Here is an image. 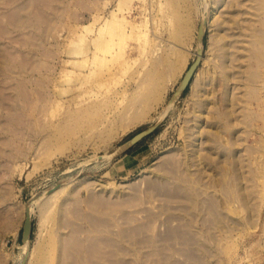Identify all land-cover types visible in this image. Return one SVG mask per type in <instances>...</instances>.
I'll return each instance as SVG.
<instances>
[{
  "label": "rangeland",
  "instance_id": "1",
  "mask_svg": "<svg viewBox=\"0 0 264 264\" xmlns=\"http://www.w3.org/2000/svg\"><path fill=\"white\" fill-rule=\"evenodd\" d=\"M206 1L0 0V27L20 16L13 30L0 28V264H57L60 222L69 234L62 246L78 262L62 251L59 264H264V53L252 54L257 42L264 48V0H215L221 27L205 32L208 59L165 110L195 58ZM212 33H229L232 69L244 79L248 64L257 68L251 113L238 101L243 78L225 108ZM18 61L29 67V100L9 115L7 86L17 84L19 102L27 90ZM163 112L129 150L96 158ZM58 183L65 187L43 216L35 207L30 240L21 241L24 205Z\"/></svg>",
  "mask_w": 264,
  "mask_h": 264
},
{
  "label": "bare ground",
  "instance_id": "2",
  "mask_svg": "<svg viewBox=\"0 0 264 264\" xmlns=\"http://www.w3.org/2000/svg\"><path fill=\"white\" fill-rule=\"evenodd\" d=\"M208 1V2H207ZM206 1V5H205V9H204V12H203V14H202V18H203V20H204V24H205V32H206V30H207V28H209L210 27V24L211 25H215V27H216V29H219L220 27H221V23L219 22V21H216V20H214L213 22H212V19H213V13L215 12V0H211L210 2H209V0H207ZM11 2V1H10ZM25 2V1H24ZM24 3H21V5H23ZM25 5V4H24ZM23 7H25V6H23ZM3 8V7H2ZM11 9V8H10ZM15 9V8H14ZM17 9V8H16ZM13 10V9H12ZM10 11V10H9ZM13 11H15V10H13ZM11 12V11H10ZM3 13V12H2ZM2 13H1V15H2ZM7 13V14H6ZM6 13H4V14H6V15H8L9 16V12L7 11ZM12 13V12H11ZM10 13V14H11ZM17 13H18V11H17ZM17 13H15V14H17ZM20 13V12H19ZM114 13H119V12H117V11H114ZM122 13V12H121ZM3 14V15H4ZM12 14H14V12L12 13ZM12 16H13V18H12ZM23 16V15H22ZM25 16V15H24ZM124 16V15H123ZM122 16V17H123ZM15 17V18H14ZM18 17H20V16H18ZM18 17H16V15H11L10 16V18L8 19V21H6L5 23H4V25L2 26L1 25V27L0 28H4L3 29V32H9V31H11V30H13V28H14V26H16V19L18 18ZM26 17H27V15H26ZM29 18H30V16H29ZM19 19V18H18ZM27 19H28V17H27ZM29 24H30V21H29V23H27V21H26V19H24V27L25 28H27L28 26H29ZM23 27V28H24ZM22 28V29H23ZM251 28V27H250ZM1 29V30H2ZM5 30V31H4ZM147 31H148V28H145V30H142V32H143V34L145 35V36H147ZM197 31H198V27H197ZM28 32V31H27ZM30 32V31H29ZM24 33V32H23ZM26 33V32H25ZM27 34H29V33H27ZM26 34V35H27ZM228 35H229V33H228ZM227 34H224V33H212L211 34V40H212V43H214L216 46V52L214 53V56H213V58L211 59V60H213V62H214V66H216L219 70H220V72L222 73V75H223V79H224V90H223V101H224V103H225V108H227V106H229L231 103H230V101H232V102H236L235 100H233V98L231 99V91H232V93H233V90H232V88H236L237 86H236V84H238V81L239 80H241L243 77V74L240 72V70H237V69H232L233 68V64H234V62H233V60H236V58H235V56L233 55V53L231 52V48H232V46L234 45L233 44V39L230 37V36H228ZM231 36L233 35V34H230ZM29 36V35H28ZM6 37H7V35H6ZM11 37V36H10ZM9 37V38H10ZM13 37V36H12ZM11 37V38H12ZM27 37V36H26ZM8 38V37H7ZM197 38V37H196ZM13 40V39H12ZM250 40V39H249ZM148 41V40H147ZM146 41V42H147ZM237 41V40H236ZM26 42V41H25ZM24 42V43H25ZM249 42V46L248 47H252L253 48V53L252 54H254V57H256L255 59H259L260 58V55H262L263 56V53H264V48H263V45H260V43L259 42H257V44H255L254 42H253V40H252V44H255L256 46L254 47V45H252V46H250L251 45V42L250 41H248ZM30 45V44H29ZM158 48H159V46L158 47H155V55H154V57H153V59H152V64H153V66L154 67H156V66H158L159 65V63H161V61L163 60V58L162 57H160L161 55H160V52H157V50H158ZM248 49V48H247ZM30 51V50H29ZM197 51V50H196ZM9 52V51H8ZM27 51H26V49H25V53H26ZM203 52H204V50H203ZM15 53V52H14ZM196 53V52H195ZM251 53V52H250ZM250 53H249V55H250ZM23 54V53H22ZM251 54V55H252ZM25 55V54H24ZM251 55L249 56L250 58H252L251 57ZM196 56V55H195ZM237 56V55H236ZM20 57H22V55L20 56ZM25 57V56H24ZM24 57H23V59H24ZM17 58V57H16ZM27 58H29V57H25V59H27ZM6 59V58H5ZM10 59H12V58H10ZM14 59V58H13ZM21 59V58H20ZM19 59V60H20ZM208 58H206L203 54H202V56H201V61H200V63L201 62H203L204 60H207ZM22 60V59H21ZM29 60V59H28ZM194 60V59H193ZM11 61V60H10ZM24 61V60H23ZM22 61V62H23ZM25 61H27V60H25ZM4 62V61H3ZM13 62V61H12ZM19 62V61H18ZM21 62V61H20ZM19 62V63H20ZM21 62V63H22ZM250 62V61H249ZM2 63V62H1ZM14 63V62H13ZM12 63V64H13ZM24 64H23V66L19 69V73L18 74H21V75H23L24 76V78L22 79L23 80V82H22V80H21V82L22 83H24L26 86H24V84H22L23 86H24V88L25 87H27L28 86V79L26 78L27 77V75H28V73H29V70H28V66H25V62H23ZM200 63H199V65H200ZM252 63V62H251ZM261 63V62H260ZM8 65V64H7ZM14 65V64H13ZM27 65V64H26ZM30 65V64H29ZM199 65H198V67H199ZM257 65V64H256ZM259 65V64H258ZM4 66H6V63L4 64ZM239 66V65H238ZM14 67H15V65H14ZM28 67V68H27ZM198 67L196 68V70H195V72H194V74H193V76H192V78L196 75V73H197V70H198ZM236 67V66H235ZM248 69H247V74L245 75V89L243 90V92H242V96L240 95V99L241 100H238V101H243V102H245V104L244 105H241V106H243L242 107V109L244 108V110H245V114H247V112L248 113H251L252 112V110H251V107H249V104H251V101L252 100H255V99H257L256 97H257V95H258V87H257V84H256V78H257V76H258V71H257V68L256 67H254V66H252L251 64H248V66H246ZM259 67V66H258ZM13 67H11V66H8V67H6V69L4 68V69H2L1 68V70H3L4 72L3 73H5L6 75H10V73L13 71V69H12ZM151 70V69H150ZM187 70V69H186ZM185 70V71H186ZM243 72V71H242ZM13 73H14V71H13ZM17 73V72H16ZM185 73V72H184ZM184 75V74H183ZM5 77V76H4ZM29 77V76H28ZM26 78V79H25ZM192 78L190 79V82H189V84L191 83V80H192ZM17 79V78H16ZM20 79V78H19ZM231 79H233V81L235 80V82H233L234 83V85H230L229 84V80H231ZM1 80V79H0ZM181 80V79H180ZM20 82V83H21ZM2 83H3V81H2ZM179 83V82H178ZM189 84H188V86H189ZM241 84V83H240ZM243 84V83H242ZM21 85V84H20ZM21 85V86H22ZM7 88H10V90H9V93H10V96H7L6 98H7V100H6V104L7 105H5V106H7V110H5L6 111V113L7 114H9V115H11V114H13V113H15L16 111H17V109H21V110H24L25 109V106H26V101H28L29 100V98L27 99V97H26V93L28 94L29 93V90H28V87L26 88L27 90V92L25 91V96H24V98H25V100L24 99H22V102H19L18 100L19 99H17L18 97H16V92H17V84L15 83V85L13 84V85H8L7 86ZM23 89V88H22ZM25 90V89H24ZM21 91V90H20ZM23 91V90H22ZM41 91V90H40ZM24 92V91H23ZM39 92V91H38ZM37 92V93H38ZM6 93V92H5ZM42 93V92H41ZM40 93V94H41ZM235 93V92H234ZM6 95V94H5ZM43 95V94H42ZM40 97V96H39ZM43 97V96H42ZM45 98V97H44ZM235 98H236V95H235ZM43 99V98H42ZM239 99V98H238ZM31 100V99H30ZM38 101H40V100H38ZM209 102V101H208ZM229 102V103H228ZM206 103V102H205ZM29 104V103H28ZM28 104H27V106H28ZM238 104V103H237ZM232 106V105H231ZM237 106V105H236ZM4 107V106H3ZM5 108V107H4ZM235 108H237V107H235ZM230 109V108H229ZM20 110V111H21ZM233 110L235 111V109L233 108ZM233 110H232V112H233ZM3 111V110H2ZM165 111V110H164ZM27 112V111H26ZM226 113V112H228V110L227 109H223V113ZM229 112H230V110H229ZM231 112V113H232ZM2 113V112H1ZM235 113H236V111H235ZM23 114V113H22ZM228 115H230V113H227ZM8 115V116H9ZM164 115V112L160 115V117L159 118H161L162 116ZM7 116V117H8ZM21 116V115H20ZM23 116V115H22ZM234 116H236V115H234ZM243 116H244V114H243ZM6 117V118H7ZM30 118V117H29ZM28 118V119H29ZM158 118V119H159ZM235 118V117H234ZM28 119H27V121H28ZM234 121V120H233ZM12 123V122H11ZM23 123V122H22ZM28 123V122H27ZM232 123V122H231ZM234 123V122H233ZM232 123V124H233ZM13 124V123H12ZM8 125V124H7ZM24 125V127H27L26 125H25V123L23 124ZM233 127V126H232ZM5 129V128H4ZM27 132V131H26ZM28 133V132H27ZM15 134H16V132H15ZM25 135H26V133H25ZM238 135H236V137H237ZM234 137V136H233ZM19 138H21V136L19 137ZM237 138H235V140H236ZM31 140V139H30ZM25 141V140H24ZM24 141H22V142H24ZM236 142V141H235ZM28 147V146H27ZM236 154V153H235ZM239 155V154H238ZM237 155H235V157H236ZM233 158V161H232V163H231V166H232V168H233V172H234V174H233V179L234 180H236V183H239L240 182V174L239 173H237V171L236 170H234V166L236 165V162L238 163L239 161L236 159V158ZM240 157V156H239ZM239 159V158H238ZM252 171V170H251ZM253 173V171L251 172V174ZM254 174H255V171H254ZM253 175V174H252ZM251 175V176H252ZM253 177V176H252ZM252 177H250V178H247V180H249V181H254V178L252 179ZM254 177H255V175H254ZM237 185V184H236ZM250 185H252L251 183H250ZM65 187V185L63 186L62 185V183H58V184H56L55 186H53L51 189H48V190H46V191H44V193H43V195L42 196H40V197H38L37 199H35V200H32V201H30V202H28L27 204H28V208H29V211H30V214H31V219H32V215H33V212H34V210H35V207L37 206V208H38V210H39V215L40 216H43V214L47 211V209L50 207V205H51V199H52V192L53 191H59V190H61V189H63ZM252 187H253V185H252ZM238 188H240V185H239V187ZM258 192V191H257ZM261 194V193H260ZM258 196L259 197V195L258 194H255L254 196ZM244 197V196H243ZM257 197V198H258ZM255 198V197H254ZM253 206H255V205H253ZM254 209H255V207H254ZM23 215H24V218H23V223H24V220H25V217H26V204L24 205V213H23ZM59 221V220H58ZM23 223H22V226H23ZM59 225H62L61 224V222H60V224ZM58 225V239H57V257H58V259H57V264H59V262H60V260L62 259V257L61 256H64L65 254L67 255V254H69V255H71V256H73L72 255V253H70V251L72 250L71 248V250L69 249V247H68V245H67V247L65 246V247H63L62 245L65 243V245L67 244V243H69V242H64L63 243V241L64 240H66V238H63V235H66L67 233H63L62 234V232L63 231H60V226ZM62 227V226H61ZM63 227H65V226H63ZM67 235H69V234H67ZM65 237V236H64ZM69 238H71V237H68L67 236V241H68V239ZM74 238H75V236H74ZM64 239V240H63ZM77 239V238H76ZM76 239H74V241H72V242H74L75 244L74 245H77L76 243H77V241L75 242V240ZM70 240V239H69ZM24 242H27V241H24ZM25 248H26V245H24L23 246V249L25 250ZM63 248H65V250L63 249ZM69 249L70 251H69V253H67L68 251L66 250V249ZM77 249H75V251H76ZM62 251H66L65 252V254L63 255L62 253H64V252H62ZM26 252H29V250L27 249L26 251H25V254L26 255H29V253L27 254ZM62 252V253H61ZM71 252H73V251H71ZM73 253H75V252H73ZM61 255V256H60ZM68 255V257L70 258L71 256H69ZM61 257V258H60ZM74 258H75V260L77 261V255L76 256H73ZM24 258V257H23ZM74 258H71V260L72 259H74ZM25 260V259H24ZM24 260H22V262L24 261ZM74 260V261H75ZM73 261V260H72ZM22 262H20V264H22ZM78 262V261H77ZM69 263H71V262H68V263H65V264H69ZM61 264H62V262H61ZM74 264V263H73Z\"/></svg>",
  "mask_w": 264,
  "mask_h": 264
},
{
  "label": "water",
  "instance_id": "3",
  "mask_svg": "<svg viewBox=\"0 0 264 264\" xmlns=\"http://www.w3.org/2000/svg\"><path fill=\"white\" fill-rule=\"evenodd\" d=\"M204 35H205V24H204V20L202 18L201 21L199 22L198 31H197L196 56H195L194 60L191 62V64L188 66V68L185 71L184 75L182 76L181 80L177 84L174 92L172 93L168 102L166 103V106H165L166 114L173 108L175 103L178 101V99L182 96V94L186 90V88L190 82V79L192 78L196 68L198 67V65L201 61V56H202L203 50H204ZM165 115H163L161 118H159L158 120H156L155 122H153L152 124L147 126L146 128L138 131L137 133H135L134 135L129 137L124 142L120 143L118 146H116L113 150H111L107 154H104V153L99 154L96 156V158L97 159L110 160V159H113L116 156L126 152L131 147H133L135 144H137L139 141H141L144 137H146L147 135L152 133L163 122V120L165 119ZM92 160L93 159L83 161V162L79 163L78 165L82 166L85 164L86 165L90 164V162H92ZM31 232H32V219H31V214H30L29 208H28V204L26 203V217H25V220H24V223L22 226V230H21V241H23V242L29 241L30 236H31ZM25 262H26V258L22 262V264H25Z\"/></svg>",
  "mask_w": 264,
  "mask_h": 264
}]
</instances>
